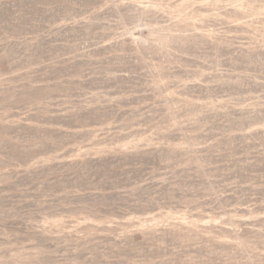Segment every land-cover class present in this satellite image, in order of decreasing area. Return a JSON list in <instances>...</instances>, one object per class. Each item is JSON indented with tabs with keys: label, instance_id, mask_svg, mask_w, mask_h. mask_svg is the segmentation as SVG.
Listing matches in <instances>:
<instances>
[{
	"label": "rangeland",
	"instance_id": "obj_1",
	"mask_svg": "<svg viewBox=\"0 0 264 264\" xmlns=\"http://www.w3.org/2000/svg\"><path fill=\"white\" fill-rule=\"evenodd\" d=\"M0 264H264V0H0Z\"/></svg>",
	"mask_w": 264,
	"mask_h": 264
}]
</instances>
